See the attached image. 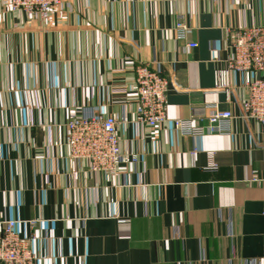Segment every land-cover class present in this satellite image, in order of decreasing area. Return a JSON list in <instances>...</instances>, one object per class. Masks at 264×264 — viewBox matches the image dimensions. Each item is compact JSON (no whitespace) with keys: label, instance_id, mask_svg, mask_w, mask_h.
I'll list each match as a JSON object with an SVG mask.
<instances>
[{"label":"crops","instance_id":"crops-1","mask_svg":"<svg viewBox=\"0 0 264 264\" xmlns=\"http://www.w3.org/2000/svg\"><path fill=\"white\" fill-rule=\"evenodd\" d=\"M176 21L196 48L176 38ZM261 25L264 0H62L47 21L0 0V228L13 220L21 237L35 236V264L262 257L264 135L242 116L239 73L228 98L214 86L226 33ZM140 64L168 83L156 129L133 123ZM213 109L232 115L223 133L191 137L172 125L204 126ZM92 115L117 119L116 176L68 155L67 122Z\"/></svg>","mask_w":264,"mask_h":264},{"label":"built area","instance_id":"built-area-1","mask_svg":"<svg viewBox=\"0 0 264 264\" xmlns=\"http://www.w3.org/2000/svg\"><path fill=\"white\" fill-rule=\"evenodd\" d=\"M62 0H7L11 13L22 11L28 17L47 21ZM241 1V0H237ZM174 33L185 41L188 49L197 47L189 40L190 30L182 21H176ZM227 54L225 69L215 75L214 86L225 92L228 98L229 74L239 73L247 97L241 105L242 116L255 121L264 135V25L237 29L226 33ZM133 96L135 110L133 123L144 129H156L166 120V93L168 83L158 71L140 64L134 70ZM229 111H215L204 119V126H195L191 120H173V127L181 135L200 137L225 132ZM203 119H201L202 121ZM65 145L72 160L85 162L92 173L117 175L121 159L115 115L72 117L66 124ZM196 151L191 153L193 157ZM132 162L134 161V157ZM211 170L216 167L210 164ZM257 182L256 178L252 179ZM264 219V207L261 213ZM16 221H4L0 228V264H35L32 251L33 234L21 237ZM33 225V223H30ZM242 264H264V254L258 259L245 260Z\"/></svg>","mask_w":264,"mask_h":264}]
</instances>
